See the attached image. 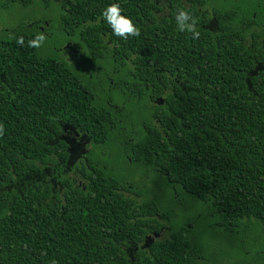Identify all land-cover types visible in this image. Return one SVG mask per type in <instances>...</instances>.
<instances>
[{
  "label": "trees",
  "instance_id": "trees-1",
  "mask_svg": "<svg viewBox=\"0 0 264 264\" xmlns=\"http://www.w3.org/2000/svg\"><path fill=\"white\" fill-rule=\"evenodd\" d=\"M187 1L167 16L154 0H0V264H264L234 248L264 238V0ZM111 3L139 36L114 35ZM196 4L224 31H178L179 9L204 23ZM18 9L50 19L41 48ZM65 125L91 141L74 173ZM153 232L129 260L127 239Z\"/></svg>",
  "mask_w": 264,
  "mask_h": 264
},
{
  "label": "flooded vegetation",
  "instance_id": "flooded-vegetation-1",
  "mask_svg": "<svg viewBox=\"0 0 264 264\" xmlns=\"http://www.w3.org/2000/svg\"><path fill=\"white\" fill-rule=\"evenodd\" d=\"M57 1H65V0H57ZM154 2L157 5L162 7L161 9H159V8L155 9V13H157V14H166L167 13L166 15L168 16L169 11H167V9H166V0H154ZM179 2H181L185 6H189V4H190L187 0H179ZM196 7L198 10H200V9L203 10L205 17H206L204 23H199V21H197V23L199 25H201L202 28L207 29L208 31H211L212 33H216L218 31H220V29H221V31H224L225 26L227 25V18L226 17L224 18V22H226V24H223L220 26L218 19L217 20L215 19L216 14H215V12L212 11V7L210 5L203 7V6L196 4ZM26 10L31 11L32 24L37 30H39L41 33H43L46 37H50V36L54 35V31H53L54 27L52 24H50L48 22V21H50V19L41 20L38 13H34L30 9H26ZM16 13H20L21 15H25L24 11H22L20 9H18L14 14H16ZM12 21H15L17 26L21 23V21L19 19H16L14 17L12 18ZM32 24L28 23V26L31 27ZM46 27L48 28V30H46ZM219 27H220V29H219ZM252 28L254 29V25H252ZM55 29H56V27H55ZM13 31H15V29H13ZM108 43H110V42H108ZM63 48L66 49V51H67L66 53L72 59V62L74 60V56L80 57V50L79 49L70 47V46H68L67 43L64 45ZM243 56L244 55H243L242 50L240 48V51L237 54V58L242 60ZM261 58H262V56H261ZM127 60L129 61V58ZM93 62L94 61H91V63H93ZM100 64H101V62H100ZM100 64H96L95 67H99ZM227 64H229V62H227ZM254 69L258 70V71L264 70V61H260L257 59L254 63ZM64 128H65V133L63 134V139L66 141V143L68 145L67 150L71 153H74V154L71 157H69L68 160H66L62 163V171H63V173H65V172L71 173L76 168L74 166V164L76 163L75 161L79 158L78 155H80L81 152L84 153L85 151H87V149H89L91 141H90V137H88L86 134L81 135L79 137L80 141H77L75 138L77 135V132L74 131V137H71L69 135L70 134V131L68 129L69 126L65 125ZM67 131H69V132H67ZM79 183H81V180L79 181ZM155 234H157V233L153 232L152 234H149V233L146 234L142 243L132 242L130 239H127V247H126L127 258L129 260L134 259L133 254L138 249V247L144 248V249L147 248L149 243L154 241L153 237L156 236Z\"/></svg>",
  "mask_w": 264,
  "mask_h": 264
},
{
  "label": "clouds",
  "instance_id": "clouds-1",
  "mask_svg": "<svg viewBox=\"0 0 264 264\" xmlns=\"http://www.w3.org/2000/svg\"><path fill=\"white\" fill-rule=\"evenodd\" d=\"M102 18L112 29L114 35L127 40L129 37L140 35L139 28L133 23L132 19L122 14V9L118 3H111L101 13ZM177 29L180 32L190 33L192 39H198L200 32L197 29V20L187 10L179 9L175 15ZM47 37L43 33H38L35 38L28 40L27 46L30 48H41ZM16 43L24 46V38L17 37ZM4 126L0 123V135H3ZM55 264V261L52 262Z\"/></svg>",
  "mask_w": 264,
  "mask_h": 264
},
{
  "label": "rangeland",
  "instance_id": "rangeland-1",
  "mask_svg": "<svg viewBox=\"0 0 264 264\" xmlns=\"http://www.w3.org/2000/svg\"><path fill=\"white\" fill-rule=\"evenodd\" d=\"M41 10L42 9L40 8V11ZM4 13H6L5 10H4L3 14ZM24 14H31V11L24 10ZM20 16H21L20 13L10 15V17H14L16 19H18ZM144 180H148V178H144ZM158 191H162V189H159ZM184 207H185V211H188V212H194V213L201 212V210L198 207H194L191 203H188V205H186ZM221 229L223 230L222 231V242L219 241V245L222 243V247H228L231 245L230 240H229L228 235H227V230L229 231V228L228 227H222ZM208 239L210 240V242H212L214 240V237L208 235ZM263 239H264L263 234L259 230H254L253 232L246 231L245 234L241 235V239L238 241V245L240 243L242 246L241 247L235 246L234 248H239L241 251L250 250L249 251L250 254H255V251L253 249H251L250 247H257V248L261 249L260 251L264 255V251H263L264 240ZM245 256H246V254H245Z\"/></svg>",
  "mask_w": 264,
  "mask_h": 264
},
{
  "label": "water",
  "instance_id": "water-1",
  "mask_svg": "<svg viewBox=\"0 0 264 264\" xmlns=\"http://www.w3.org/2000/svg\"><path fill=\"white\" fill-rule=\"evenodd\" d=\"M155 235H157V234H155Z\"/></svg>",
  "mask_w": 264,
  "mask_h": 264
}]
</instances>
